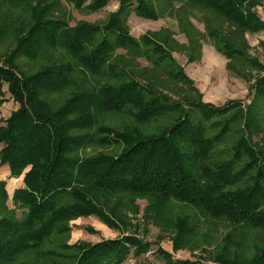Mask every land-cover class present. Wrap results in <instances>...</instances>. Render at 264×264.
I'll list each match as a JSON object with an SVG mask.
<instances>
[{"label":"trees","instance_id":"obj_1","mask_svg":"<svg viewBox=\"0 0 264 264\" xmlns=\"http://www.w3.org/2000/svg\"><path fill=\"white\" fill-rule=\"evenodd\" d=\"M14 1L30 9L32 20L18 30L15 48L0 56V106L7 93L18 103L0 119V164L8 165L13 177L24 175V186L15 191L14 210H9L6 182L0 181V209L10 213L0 217V264H31L20 258L28 252L51 264H123L131 254L145 252L150 245L135 234L69 243L71 222L83 216L95 215L120 231L121 218L98 199L120 192L147 195L160 204L184 203L209 222L264 230V72L250 87L249 102L211 104L174 56L178 43L170 33L136 37L129 25L132 16L159 20L161 2L177 14L186 8L213 12L257 32L264 21L255 0H119L104 21L75 25L55 15L59 0ZM68 1L88 13L109 3ZM188 20L179 19L192 61L198 43ZM209 30L233 74L232 62L263 69ZM46 50L66 51L91 79L90 86L81 89L72 79L71 63L23 72L21 57L36 60ZM140 59L150 67L141 66ZM65 93L60 102L53 101ZM108 114L124 120L108 126L100 120ZM94 126L99 132L87 131ZM90 143L117 151L78 156ZM177 230L176 247L191 228L180 220ZM160 254L170 256L162 248ZM214 262L264 264V246H256L250 258L222 252Z\"/></svg>","mask_w":264,"mask_h":264},{"label":"rangeland","instance_id":"obj_2","mask_svg":"<svg viewBox=\"0 0 264 264\" xmlns=\"http://www.w3.org/2000/svg\"><path fill=\"white\" fill-rule=\"evenodd\" d=\"M255 1L257 3L256 10L264 21V0ZM158 3H160L158 8L163 16L154 21L132 16L129 21L132 34L139 37L147 32L170 33L178 43L174 56L184 66L189 77L195 82L196 87H206L208 88L206 93L214 96V100L210 101L205 97L206 93L201 92L206 102L217 106L232 100L249 102L250 87L254 84L256 76L262 71L264 72V29L257 32L243 30L216 13H204L202 10L191 8H186V11L177 14L173 9L174 6ZM178 6L179 4L176 5V7ZM118 8L119 0H109L107 7L103 10L88 13L78 11L68 0H59L55 15L66 18L72 25L80 21L98 24L104 21L109 13L116 11ZM30 16L31 11L26 8L24 3H18L14 0H0V56L10 53L15 48L18 30L27 28L32 20ZM186 16L190 21L193 37L198 43L192 61L189 60L188 50L184 48L188 40L183 34L181 22L179 21L181 18L185 19ZM209 28L216 30L236 49L259 62L263 69L256 67L243 68L238 63L232 62V67L236 71L233 74V71L228 69L231 62L217 50L213 38L209 34ZM51 62L74 64L76 70L72 73V79L81 89H87L90 86L87 80L91 79L84 76V69L64 50H46L36 60L23 56L20 58L19 64L23 72L33 73L41 65ZM139 63L141 66L150 67L142 59L139 60ZM72 90L71 87L66 92ZM6 97H8V101L0 106V119L8 118L12 111L18 108V103L11 98L9 93ZM65 97L66 93L54 96L53 101L58 103ZM100 120L104 124L114 127L118 123H122L124 119L108 114L101 116ZM87 131L99 132V126H94V128L87 129ZM99 151L113 153L117 151V147L90 143L78 150L77 154L84 157L96 154ZM13 198L9 195L7 201L9 210H14ZM98 199L107 206L106 211L108 213L115 215L118 219L121 218V230L109 228L95 215L83 216L71 222L73 229L69 243L73 244L78 241L96 243L102 239L121 237L124 233L125 235H138L147 245H150L141 254H131L123 264H177L175 261H183L178 264H214L215 255L222 252L229 255L236 252L240 257L246 259L251 257L256 246H264V230L246 227L234 228V226L221 221L218 223L215 221L209 222L190 206L178 201H168L160 204L150 196L125 192L112 194L106 198L99 196ZM19 212L21 211L19 210ZM7 214L10 213L0 209V217ZM180 220H185L192 232L190 230L183 236L176 247L174 246L175 240L179 236L177 224ZM228 236L231 240L228 239ZM58 239L56 238L55 241H58ZM161 248L170 255L168 259L171 260H165L161 256ZM20 258L21 261L31 264H51L36 252L25 253ZM60 262L62 263V261Z\"/></svg>","mask_w":264,"mask_h":264},{"label":"crops","instance_id":"obj_3","mask_svg":"<svg viewBox=\"0 0 264 264\" xmlns=\"http://www.w3.org/2000/svg\"><path fill=\"white\" fill-rule=\"evenodd\" d=\"M198 87V89H200L203 93H206V89H208L202 86ZM205 97H207V99H209L210 101L214 100V96L210 95L209 93H206ZM0 181L6 182L7 191L9 195L13 197L15 191L24 186V175H21L20 177H13L11 176V170L8 165L5 166L0 164Z\"/></svg>","mask_w":264,"mask_h":264},{"label":"built area","instance_id":"obj_4","mask_svg":"<svg viewBox=\"0 0 264 264\" xmlns=\"http://www.w3.org/2000/svg\"><path fill=\"white\" fill-rule=\"evenodd\" d=\"M131 261V260H130ZM130 264H132V263H130Z\"/></svg>","mask_w":264,"mask_h":264}]
</instances>
